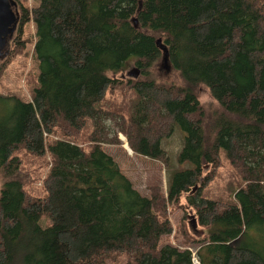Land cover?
Listing matches in <instances>:
<instances>
[{
    "label": "trees",
    "instance_id": "trees-1",
    "mask_svg": "<svg viewBox=\"0 0 264 264\" xmlns=\"http://www.w3.org/2000/svg\"><path fill=\"white\" fill-rule=\"evenodd\" d=\"M35 1L21 23L35 25L38 86L31 102L0 96V264H105L122 252L126 264H264V0ZM159 38L177 75L169 85L152 77ZM129 64L142 77L127 87L140 99L124 132L131 150L164 159L137 126L150 115L185 135L177 160L187 168L173 171L166 196L158 186L141 195L94 139L86 149L51 140L115 119L102 104ZM200 85L219 115L206 118ZM21 152L51 159L41 196L27 191ZM221 154L243 181L227 201L194 190ZM184 197L204 230L187 240L195 256L160 246L172 233L168 207Z\"/></svg>",
    "mask_w": 264,
    "mask_h": 264
},
{
    "label": "rangeland",
    "instance_id": "rangeland-1",
    "mask_svg": "<svg viewBox=\"0 0 264 264\" xmlns=\"http://www.w3.org/2000/svg\"><path fill=\"white\" fill-rule=\"evenodd\" d=\"M17 1L29 11L38 5L35 0ZM35 41V25L32 19L25 23L20 22L16 32L9 38L2 55H0V96H13L25 102L32 101L33 91L38 86L39 75L38 62L34 55ZM133 67V64H129L123 74H118L116 78L123 81L122 85L116 91H108L105 95L103 108L114 107L117 112H120L115 119L99 118L97 122L87 120L84 127L77 133L71 131L69 136L56 134L52 138L49 137L51 140L71 141L85 149L93 144L94 139L96 143H99L103 152L112 157L120 171L131 181L133 187L141 195L148 196L149 187L158 186L162 194L166 196L169 178L173 171L187 168L185 164L179 166L177 160L185 135L177 125L169 122L161 123L158 121L157 114L150 115L145 123H138L137 126L142 129L141 134L147 136L149 143L159 140V147L163 151L164 159H153L131 150L128 142L129 137L124 132L128 131V127L130 128L129 117L135 114L136 104L140 99L127 87L128 85L132 86L134 82L142 81L140 75L136 79L127 76ZM151 72L152 77L163 85H169L172 81L177 80L176 74L172 71H165L160 64L157 70L152 69ZM196 92L206 118L217 116L222 112L218 102L211 96L206 86L200 85ZM125 105H127L126 108H124ZM120 119L124 121L121 120V122ZM131 136L133 137V135ZM20 158L22 159L21 174L25 177L27 191H30L34 196H41L42 180L47 175L51 159L48 155L38 158L22 152ZM223 158L224 156L221 154V164L215 172L210 167L202 170L199 183L195 188L202 187L204 196L216 200L226 199L227 201L231 189L236 187L238 183L242 184L243 181ZM207 177L211 178L209 183L208 181L205 182ZM1 179L0 177V188ZM202 182L208 184L202 186ZM180 203L181 206L170 205L168 207L172 233L161 240L160 246L169 243L180 249H189L195 256L198 243L188 244L187 240L190 237L201 239L204 230L198 225L194 211L187 206L185 197L181 199ZM190 216L196 220L194 230L190 227ZM126 263L127 255L122 252L118 253L114 260H108L105 264Z\"/></svg>",
    "mask_w": 264,
    "mask_h": 264
},
{
    "label": "water",
    "instance_id": "water-1",
    "mask_svg": "<svg viewBox=\"0 0 264 264\" xmlns=\"http://www.w3.org/2000/svg\"><path fill=\"white\" fill-rule=\"evenodd\" d=\"M15 5L13 0H0V53L4 50L8 39L15 33L18 25V17L12 12L11 6ZM133 25L136 27L137 20L134 18L132 20ZM156 45L159 47L162 52L161 63L160 65L165 69V71L170 70L168 63V51L166 47L161 43V39L156 40ZM140 75V70L133 68L127 73V76L138 78ZM196 188H194L195 190ZM190 227L194 230L196 226V220L193 216L189 217Z\"/></svg>",
    "mask_w": 264,
    "mask_h": 264
},
{
    "label": "flooded vegetation",
    "instance_id": "flooded-vegetation-1",
    "mask_svg": "<svg viewBox=\"0 0 264 264\" xmlns=\"http://www.w3.org/2000/svg\"><path fill=\"white\" fill-rule=\"evenodd\" d=\"M13 1H14L15 5L11 6V10L18 17V25H19L21 22V13H22L23 7L17 0H13ZM18 25H17V27H18ZM16 30H17V28H16ZM2 53H3V51L0 53V55H2Z\"/></svg>",
    "mask_w": 264,
    "mask_h": 264
},
{
    "label": "built area",
    "instance_id": "built-area-1",
    "mask_svg": "<svg viewBox=\"0 0 264 264\" xmlns=\"http://www.w3.org/2000/svg\"><path fill=\"white\" fill-rule=\"evenodd\" d=\"M192 262H193V264H198V262H197L195 257H193Z\"/></svg>",
    "mask_w": 264,
    "mask_h": 264
},
{
    "label": "bare ground",
    "instance_id": "bare-ground-1",
    "mask_svg": "<svg viewBox=\"0 0 264 264\" xmlns=\"http://www.w3.org/2000/svg\"><path fill=\"white\" fill-rule=\"evenodd\" d=\"M126 147H127V145H126Z\"/></svg>",
    "mask_w": 264,
    "mask_h": 264
}]
</instances>
